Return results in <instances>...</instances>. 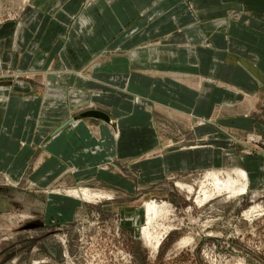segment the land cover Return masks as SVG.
<instances>
[{
    "label": "crops",
    "instance_id": "crops-1",
    "mask_svg": "<svg viewBox=\"0 0 264 264\" xmlns=\"http://www.w3.org/2000/svg\"><path fill=\"white\" fill-rule=\"evenodd\" d=\"M30 9L0 25V166L10 156L28 176L33 163L29 178L47 185L111 160L112 119L122 131L124 110L138 107L168 119L137 129L173 131L146 154L122 147L124 163L166 173L221 167L238 139L264 136V0H31ZM63 84L109 119L78 122L74 105L55 106Z\"/></svg>",
    "mask_w": 264,
    "mask_h": 264
},
{
    "label": "rangeland",
    "instance_id": "rangeland-1",
    "mask_svg": "<svg viewBox=\"0 0 264 264\" xmlns=\"http://www.w3.org/2000/svg\"><path fill=\"white\" fill-rule=\"evenodd\" d=\"M30 6L31 0H0V25L22 21ZM63 85V102L55 106L74 105L75 121L105 123L88 115L99 104L81 102L74 87ZM138 108L124 110L122 131L117 123L110 126L116 143L111 160L67 168L65 177L50 176L53 182L47 185L29 178L33 163L27 176V169H11L10 156L1 157L0 264H264V136L250 131L238 139L235 156L221 167L166 173L150 161L124 163L122 147L128 157L146 154L155 139L173 131L166 126L137 129L168 119ZM258 117L264 119V107ZM244 169L250 178L245 195L215 194L200 203V192L211 185L209 172L224 178ZM87 191L93 192L89 200L82 196ZM150 204L166 207L163 217L148 224ZM147 232L157 239L163 235L157 249L147 243Z\"/></svg>",
    "mask_w": 264,
    "mask_h": 264
},
{
    "label": "bare ground",
    "instance_id": "bare-ground-1",
    "mask_svg": "<svg viewBox=\"0 0 264 264\" xmlns=\"http://www.w3.org/2000/svg\"><path fill=\"white\" fill-rule=\"evenodd\" d=\"M111 123L113 126L115 125V121L113 119ZM247 177H248L247 174L242 170L236 171L235 177H231V176L225 177L224 176V178H220V175L215 173V171L209 172L206 176V179L211 181V185L210 187L207 186L206 188H203L202 191L200 192L199 194L200 203H204V202H207V200L213 199V196H215V194L217 196V194L222 195V193H225L227 196H230V197H235L238 195H245L248 190V186L250 184L247 181L248 179ZM188 189H189V193L193 191L192 188H188ZM78 194H79V191L74 192L75 196H77ZM92 195H93L92 191L91 193L89 191L82 193V196H84L87 200L91 199ZM165 207L166 206L164 207L162 206V208H159L156 204H150L146 211V215L148 217V224H150V222L154 221L156 218L163 217L165 214L164 213ZM165 231L167 232V229H165ZM146 235H147L146 237L147 243H149L150 245L152 244L153 248L157 249L159 245L161 244L160 240L163 235H161L160 237L157 236L158 239L154 238L156 236H153L154 234L152 232H147Z\"/></svg>",
    "mask_w": 264,
    "mask_h": 264
},
{
    "label": "water",
    "instance_id": "water-1",
    "mask_svg": "<svg viewBox=\"0 0 264 264\" xmlns=\"http://www.w3.org/2000/svg\"><path fill=\"white\" fill-rule=\"evenodd\" d=\"M95 115L97 117H101V118H106L107 120L109 119L108 115L107 114H102L101 112L99 111H89L88 115ZM71 123V121L67 122V123H64L63 125L60 126V129L66 127L67 125H69Z\"/></svg>",
    "mask_w": 264,
    "mask_h": 264
}]
</instances>
